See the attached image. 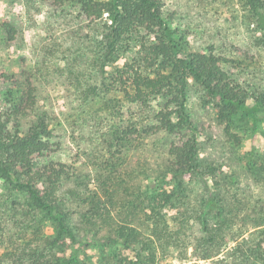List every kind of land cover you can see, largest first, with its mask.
Listing matches in <instances>:
<instances>
[{
  "label": "rangeland",
  "instance_id": "374dc122",
  "mask_svg": "<svg viewBox=\"0 0 264 264\" xmlns=\"http://www.w3.org/2000/svg\"><path fill=\"white\" fill-rule=\"evenodd\" d=\"M160 1L163 16L184 52L213 53L227 59L223 67L248 91V105L264 95V32L249 0ZM259 12L264 14V8L260 6ZM5 21L14 27V39L2 27ZM105 24V19L88 20L81 11V0H0V74L10 77L0 84V118L5 120V114L12 113L13 95L34 88L36 107L14 123L22 130L38 118L50 124L54 151L39 166L64 165L70 179L63 191L80 184L81 191L100 192L110 164L116 177L126 179L129 191L136 195L176 189L178 181L170 178L166 168L168 151L172 144L187 139L186 134L146 135L143 131L125 149L112 147L113 131L139 120L137 109L124 103L114 80L123 66L144 56L145 47L143 41L131 40L109 62ZM164 105L159 99L153 102L157 111ZM186 113L197 131V160L204 171L201 177L185 182L187 207L191 212L209 208L204 218L209 230L216 229L224 217L226 226L220 238L208 243L206 230L193 221L184 239L190 246L187 256L169 247L160 251L161 264H213L243 240L251 249L259 242L264 247V111L257 114V120L235 112L230 122H224L218 103L189 79ZM153 125L152 120L144 121V129ZM9 128L17 129L12 124ZM211 169L216 170L211 173ZM121 197H126L124 192ZM213 197L217 198L215 206H207ZM26 205L24 194L10 191L0 180L3 261L10 262L11 256L17 259L25 248L38 246L53 234L52 222ZM78 217L73 215L74 223ZM95 242L81 234V243L68 253L76 250L82 264L99 262L103 254ZM194 245L199 247L196 256L212 253L213 257L195 260ZM261 261L259 255L251 258L257 264Z\"/></svg>",
  "mask_w": 264,
  "mask_h": 264
},
{
  "label": "trees",
  "instance_id": "16d2710c",
  "mask_svg": "<svg viewBox=\"0 0 264 264\" xmlns=\"http://www.w3.org/2000/svg\"><path fill=\"white\" fill-rule=\"evenodd\" d=\"M249 4L264 32V14L259 12L260 6L264 8L263 2L249 0ZM162 6L160 0H81V11L88 20L106 21L104 44L109 62L131 40L143 41L145 47L144 56L135 64L123 66L114 80L124 103L137 109L139 120L114 130L112 147L125 149L143 131L146 135L186 134L187 139L172 144L168 151L166 168L170 178L178 181L176 189H156L151 194L136 195L129 191L126 179L116 177L110 164L100 192L81 191L80 184L63 191L65 181L70 179L64 165L39 166L54 151L50 124L38 118L22 130L14 123L28 117L36 107L34 88L30 86L19 91L18 97H11L16 101L12 113H6L5 120L2 115L0 118V180L10 191L24 194L26 207L52 222L53 234L44 237L40 245L25 248L17 259L10 255L13 257L10 262L3 261L5 254L0 255V264H82L76 250L68 253L81 243V234L96 241L103 254L99 262L90 259L93 264H161L160 251L169 247L187 256L190 246L184 239L193 221H199L201 229L206 230L208 243L223 234L220 231L226 226L225 217L216 229L209 230L204 221L209 208L191 212L187 207L185 182L204 173L197 160V131L186 113L188 80L196 81L207 97L218 103L219 117L224 122H230L235 112L257 120V114L264 111V95L254 97L253 105H248V91L223 67L227 59L213 53L184 52L163 16ZM2 27L10 39L15 38L16 31L8 21ZM9 78L1 73L0 84ZM158 99L165 105L157 111L153 102ZM145 120L154 121V125L144 129ZM9 124L17 129L9 128ZM121 192L126 197H121ZM214 198L217 199H209L207 206H215ZM76 214L79 217L74 223ZM247 243L246 240L238 243L225 258L213 264H257L251 262L253 255H259L262 259L259 264H264L263 243L259 242L253 250ZM199 247L194 245L193 255ZM211 257L212 253L195 255V260Z\"/></svg>",
  "mask_w": 264,
  "mask_h": 264
}]
</instances>
